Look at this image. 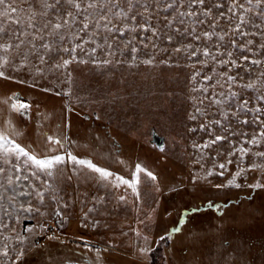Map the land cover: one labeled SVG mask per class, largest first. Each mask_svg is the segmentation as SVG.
Here are the masks:
<instances>
[{
    "label": "rangeland",
    "instance_id": "1",
    "mask_svg": "<svg viewBox=\"0 0 264 264\" xmlns=\"http://www.w3.org/2000/svg\"><path fill=\"white\" fill-rule=\"evenodd\" d=\"M240 3H245V0H240ZM214 4H222L223 8H216ZM15 6L28 8L24 0H16ZM228 6L229 0H205L202 7H212V15L204 18V24L195 27L193 35H183L184 27L191 28V21L187 25L174 24L172 28L165 26L164 17L171 19V9L165 12L163 3L152 14V27L158 29L155 36L139 28L134 32L123 31L124 25L114 19L113 23L121 31L114 28L111 33H105L112 48H107L101 36L95 39L96 45H103L97 48L95 58L111 60L108 65L73 63L63 75L48 71L49 65L62 62L61 56L69 58L61 53L59 56L53 54L48 65H40L45 68L43 73L32 71V82H27L20 72L11 68L5 70L11 78H0V130L10 138L41 158L67 152L91 160L126 179H132V172L139 164L153 173L156 179L141 173L137 186L139 195L131 191V196H127L122 193L124 186L113 188L101 181L98 174L81 170L68 161L54 172L45 191V186L35 179L16 181V172L8 170L10 165H3L6 171L0 173V193L13 197V200H0V220L7 225L0 227V264H19L25 255L44 242L46 237L42 236V225L48 219L61 225L62 237L95 244L99 252L109 253L104 261L114 264H264V188L249 186L257 182L264 184V167L249 168L253 163L264 165V158L254 155L264 152V140L258 145L245 142L261 129L252 123L251 113L245 114L238 108L240 102L247 99L249 108L258 105L264 109V102L255 99L264 93V87H260L264 78L258 82L259 91L243 87L248 82H257L259 73L264 72V62L259 66L249 62L252 59L264 61V50L256 51V46L262 41L260 37L236 38L237 44L253 39L252 52H242L237 47L225 49L219 44L220 52H232L229 58L217 53L216 36L211 40L202 35L200 40L193 38L194 34L213 31L209 24L215 19H218V26L214 31L229 32L237 22L235 17L228 22L219 16L221 11L226 12ZM49 15L54 20L55 14L50 12ZM21 17L26 18L25 12L12 14L13 19ZM126 23L134 26L143 21L137 16L136 20ZM255 23L261 22L256 20ZM175 28L181 31L177 33ZM169 35L173 37L171 41L167 39ZM228 40L229 37H225V43ZM72 43L69 42L68 46ZM91 46L94 45H85ZM132 47L138 49L134 54L130 51ZM177 48L182 50L177 52ZM205 48L216 55L217 60H236L242 66L221 65L201 54ZM109 51L115 54L108 56ZM193 51L197 55L192 56ZM76 55H82L79 49ZM242 55H248L249 61H242ZM149 58L153 60L152 64L143 63ZM155 65L161 67L166 80L175 88L172 104L175 110L173 118L177 122L161 121L162 107L157 109L161 105L160 100L145 101L152 96L150 72ZM68 72L71 73L70 81L65 79ZM224 73L235 76L236 82L229 86L222 75ZM205 76L211 79L206 80ZM21 81L28 84L21 91L31 111L30 117L23 119L9 104L12 90L22 89ZM121 88L127 89V99L121 98ZM233 92L237 94L235 97L220 95ZM211 99H220L224 103L214 104ZM197 107L200 112L196 111ZM94 112L97 117L92 115L91 118L100 123V131L86 119V114ZM191 114L196 116L195 120L190 119ZM260 119L264 120V112ZM243 120L250 123L243 124ZM151 124L166 135L169 144L172 134L187 140L191 159L196 163L192 171L186 168L178 143L163 150L153 149L144 142ZM201 125L206 127L201 129ZM111 129L115 139L112 143L107 137ZM17 131L19 135H16ZM217 136L224 139L207 148L195 147L209 143ZM45 137L63 140L64 147L50 144ZM241 145L250 149L243 159L238 152L230 155ZM53 147L56 151L50 152ZM220 164H225L226 168L221 169ZM21 167L27 169V165ZM174 168L177 169L176 174ZM239 169L244 171L236 177ZM209 172L213 174L208 175ZM220 172L224 175H218ZM19 174L29 173L21 171ZM9 178L14 182L12 185L7 183ZM230 179L241 186H228ZM32 184L44 191L43 203L35 197V189L30 187ZM21 191L32 192L33 195H18ZM253 191L256 192L251 200L239 201L240 194ZM121 196L126 199L121 201ZM213 198L219 199L210 200ZM227 198L230 201L224 200ZM28 207L33 211L24 210ZM173 227L182 231L178 235L173 232L168 244L167 237ZM162 236L165 239L162 240ZM86 244L82 248L87 247ZM81 254L86 258L83 251ZM72 259L74 257L68 252L65 264H71ZM75 260V264L84 263L82 256Z\"/></svg>",
    "mask_w": 264,
    "mask_h": 264
},
{
    "label": "snow or ice",
    "instance_id": "2",
    "mask_svg": "<svg viewBox=\"0 0 264 264\" xmlns=\"http://www.w3.org/2000/svg\"><path fill=\"white\" fill-rule=\"evenodd\" d=\"M28 4V8H17L15 6L16 0H0V78L10 79L11 77L6 75V69L11 68L12 71L21 72L22 70H30L35 73H43L45 68L40 67V65H48V61L51 56H59L61 53L68 55V59H63L62 62L53 63L48 66V71L59 72L63 75L68 69L69 65L73 63H84L87 64L91 62L97 66H104L111 64L112 61L105 58L100 61L95 58V53L98 47H103V45H96L95 39L97 36H101L104 43L107 45L108 49L112 48V44L108 43V36L105 33H111L116 24L113 20L120 22L124 25L123 31H136L139 28L142 31H150L155 36L157 35L158 29L152 27L151 19L154 11L158 10L163 3V9L167 12L171 9L169 15L164 17V24L167 28H172L174 24L187 25L191 21V28L184 27L183 35H193L195 32V27L197 25H202L206 21L204 18L211 17L212 7L204 8L205 0H24ZM216 8H223L222 4H214ZM71 10H68V9ZM143 8V11L140 9ZM183 8L185 10L181 11ZM63 9V11H61ZM195 9V10H194ZM239 11V15H237ZM18 12H25L26 18L21 17L18 19H13L12 14ZM55 14L54 20L49 13ZM231 15H228V14ZM247 14V18H246ZM137 16L141 18L143 23L137 25H130L126 22L136 20ZM219 16L231 22L233 17L236 19L234 27H231L229 32L217 33L214 29L218 26V19L213 20L209 27L213 31H204L202 34H194L193 38L196 40L201 39V35L211 40L213 36L217 37L218 46L217 53L220 56L231 57V51H219V44H222L225 49L231 47H237L243 51L252 52L253 48L250 47L255 44L253 39H246L243 43L237 44V37H260L261 43L256 46V51L264 50V0H245V3H240V0H229V6L225 11H221ZM39 18V19H38ZM259 20L261 23H255ZM15 25L16 27H13ZM248 29H256L253 31H246ZM103 30V31H101ZM117 31H121L120 28H116ZM175 32L179 33L180 28H175ZM8 37V39H3ZM225 37H229V40L225 43ZM167 39L171 41L173 37L171 35L167 36ZM69 42L72 46H68ZM131 43V41H129ZM92 44L94 46L85 47V45ZM147 47V45H144ZM79 49L81 56H77V50ZM182 49L177 48L175 51L180 52ZM131 53H136L137 48L132 47ZM114 51L107 52L108 56L114 55ZM205 57H211L221 65H228L240 68L242 65L238 64L236 60H217V56L213 55L207 48L203 49L202 53ZM192 56L197 55L196 51L191 52ZM88 57V59H84ZM242 61H249L248 55H242L240 57ZM253 65H261V59H252L249 61ZM145 64H152L153 60L151 58L144 60ZM132 64H135V59L133 57ZM199 75V73H197ZM226 77L225 82L231 86L232 83L236 82V77L228 75L227 73L222 74ZM71 73L68 72L65 79L70 81ZM264 78V72L259 73L257 77V82H248L243 85L246 89H253L259 91L258 82ZM195 79V76L193 77ZM204 79L210 80L211 77L205 76ZM23 82V81H21ZM260 87H264V83L260 84ZM47 91V89H45ZM206 90V89H205ZM59 95V93H57ZM70 94V93H69ZM220 95L227 98L229 95L235 97L236 93H221ZM13 102L10 107L15 112L24 115L27 113L30 105L27 103L20 102V97L14 94L9 98ZM259 102H264V93H261L255 98ZM7 103V101H4ZM211 103L222 104L223 100L211 99ZM203 103V101H200ZM249 101L247 99L242 100L238 105L241 112L245 114L251 113L253 115V124L260 126V132L253 135L251 140L245 141L246 143L252 145H258L264 140V120L260 119V115L264 112L260 106L248 107ZM197 112H200V108H196ZM227 115V114H225ZM190 119L195 120L196 116L194 114L190 115ZM215 123H220V121H215ZM241 123L249 124L248 120H243ZM9 126L11 127V122L9 121ZM201 129L206 126L201 125ZM196 131V129H192ZM20 133L17 131L16 135ZM45 139L52 145H59L64 147V141L54 137H45ZM66 139V138H65ZM224 139V137L217 136L214 140L204 145H195L199 148L210 147L211 144L216 143L219 140ZM50 152H55L56 148H50ZM250 149H245L242 145L235 149L230 155H235L237 152L240 154V159L248 154ZM255 156L264 158V152H256ZM23 158V159H21ZM13 161H16L14 163ZM70 161L73 165L79 166V169H86L89 173L98 174L101 181L110 185L113 188H119L121 186H127L131 188L133 193L137 196L138 193V183L141 173H144L147 177L155 180L156 177L153 173L146 171L141 165L137 164L135 170L132 172V179H126L124 176L114 174L113 172L106 170L105 168L99 167L91 160L78 158L71 153L66 154H55L44 157H38V155L31 153L24 146L14 138H10L9 135L5 134L3 130H0V173H5L6 169L3 165H10L9 171L16 172V181H29L35 179L40 181L45 186V191L48 189L50 184V179L53 177L55 171L59 169L61 165ZM231 163V160L228 161ZM21 165H27V169H23ZM221 169H225V164H220ZM264 167V165L251 164L249 168ZM21 171H28L29 174L21 176L19 173ZM244 169H239L235 176L239 177ZM209 172L208 175H212ZM218 175L223 176L224 173L220 172ZM43 177V179H42ZM9 185L14 182L11 178L7 180ZM240 187L239 183H235L233 179L228 180V186ZM253 188H264V184L257 182L256 184L249 185ZM2 187V185H0ZM35 189L34 195L38 198L41 203L44 199V191L36 189L34 184L30 185ZM217 187H222V185H217ZM14 191V189H13ZM18 195L22 196H32V192L21 191ZM7 198L9 201L13 200V197H5L3 193H0V200ZM126 198L124 196L120 197L121 201ZM20 207L23 208V205ZM2 209V205H0ZM25 211L31 212L33 209L28 207L24 209ZM36 211H39L36 209ZM7 215V213H4ZM60 213L57 212V215ZM0 227H7L6 224L0 220ZM175 231H180L176 228ZM161 239H165L164 236ZM143 251V249H141ZM99 253V249H96ZM7 256V251L4 252ZM22 255V254H21Z\"/></svg>",
    "mask_w": 264,
    "mask_h": 264
},
{
    "label": "trees",
    "instance_id": "3",
    "mask_svg": "<svg viewBox=\"0 0 264 264\" xmlns=\"http://www.w3.org/2000/svg\"><path fill=\"white\" fill-rule=\"evenodd\" d=\"M257 189V188H256ZM256 191L251 193H242L239 195V201L252 199L255 195ZM219 198L210 199L215 201ZM226 201H230V198L224 199ZM178 228V227H176ZM176 228L170 229V236L167 237V243L170 244V239L172 237L173 232H177V235L180 231H175ZM44 242H40L31 252L25 255L19 264H65L64 258L68 252H70V256L74 257L71 260V264H75L76 258L83 257L84 263L82 264H114L112 262H107L105 260V256H108L109 253L103 254L101 252H96L95 244H86L83 241L70 240L64 237H46ZM88 245L87 247L82 248L83 246ZM81 245V247H80ZM101 250V249H100ZM82 251L85 253L86 258L81 254ZM81 254V255H80ZM63 262V263H62ZM96 262V263H94ZM124 264V263H120Z\"/></svg>",
    "mask_w": 264,
    "mask_h": 264
},
{
    "label": "water",
    "instance_id": "4",
    "mask_svg": "<svg viewBox=\"0 0 264 264\" xmlns=\"http://www.w3.org/2000/svg\"><path fill=\"white\" fill-rule=\"evenodd\" d=\"M21 75L25 76V80L27 82H32V71L30 70H24L20 72ZM150 81L153 86L152 96L148 97L145 101L146 103H152L153 101H159L160 104L158 108L162 107L161 110V117L163 120L165 119H171L175 122H177L176 119L173 117L175 116V110L172 104V100L174 97V91L175 88L172 84V82L167 81L162 69L159 65H155L153 69L150 72ZM128 91L126 88L120 89V96L123 99L128 98ZM175 137L177 141L180 144L181 152L185 156L189 168L195 167L196 163L191 159L187 140L183 136H179L175 134ZM151 139L158 147H163L165 145V135H163L161 132H159L155 126L152 127V133H151Z\"/></svg>",
    "mask_w": 264,
    "mask_h": 264
},
{
    "label": "flooded vegetation",
    "instance_id": "5",
    "mask_svg": "<svg viewBox=\"0 0 264 264\" xmlns=\"http://www.w3.org/2000/svg\"><path fill=\"white\" fill-rule=\"evenodd\" d=\"M11 81H12V82H15L14 79H12ZM20 86H21L22 89L14 88V90H12L11 94H12V96H13L14 94H17V95L20 97V102L26 103V99H25V97H24L22 91H23V88L28 87V84H27V82H24V81H23V82H20ZM21 90H22V91H21ZM12 102H13V101L11 100L9 104L11 105ZM157 109H159L158 106H157ZM17 114L20 116V118L23 119V117H24V118H25V117H30L31 111H30V109H28V110H27V113L24 114V115H21V114L18 113V112H17ZM92 115H94L95 117H97V113L94 112V114H86V119H89V120L92 122V126H93L94 128H96V129L98 128V131H100V130H101L100 123L98 124V123L96 122V118H91ZM19 120H20V119H19ZM146 121H147V118H146ZM161 121L165 123V122H168V121L171 122L172 120H171V119H165V120H163L162 117H161ZM15 124H16V122H15ZM145 126L148 127V126H149V123L146 122V123H145ZM153 126H155V125H154V124H151V125H150V133L147 134V135H145L144 138H143L144 142H145L146 144H148L151 148H153V149H163V150H164V149L169 148L170 146H174L175 143H178V145L180 146L179 142L177 141V139H176V137H175V134H172V135H171V137H170V144H169V143H167L166 135L162 133L163 135H165V145H164L163 147H158V146L155 144V142H153L152 139H151V133H152V127H153ZM155 128H156V126H155ZM105 131H106V130H105ZM104 133H106V132H104ZM106 135H107V134H106ZM107 137H108V138L110 137V139H109V142H110V143H112V141H115L114 136L112 135V129L109 130V136H107ZM111 145H112V144H111ZM96 146H97V144H96ZM180 152H181V147H180ZM181 153H182V152H181ZM189 153H190V152H189ZM182 155H183V154H182ZM183 156H184V155H183ZM184 159H185L186 168L189 170V172L192 171V169H193L194 167H193V168H189L185 156H184ZM168 169H170L169 166H168ZM174 169H175V170H174V174H176V173H177V169H176V168H174ZM180 174L183 175V172H181ZM178 178H179V177H178ZM179 179H180V178H179ZM180 181H181V180H180ZM180 181H179V182H180ZM131 191H132L131 188H128L127 186H124V189H123L122 193L125 194V195H127V196H131Z\"/></svg>",
    "mask_w": 264,
    "mask_h": 264
},
{
    "label": "built area",
    "instance_id": "6",
    "mask_svg": "<svg viewBox=\"0 0 264 264\" xmlns=\"http://www.w3.org/2000/svg\"><path fill=\"white\" fill-rule=\"evenodd\" d=\"M63 228L56 221L48 219L42 225V236L43 237H57L63 236Z\"/></svg>",
    "mask_w": 264,
    "mask_h": 264
}]
</instances>
